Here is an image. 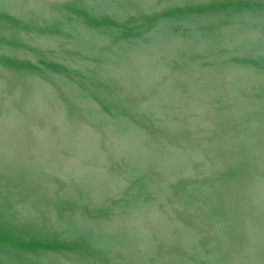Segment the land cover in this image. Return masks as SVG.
<instances>
[{
    "label": "water",
    "instance_id": "obj_1",
    "mask_svg": "<svg viewBox=\"0 0 264 264\" xmlns=\"http://www.w3.org/2000/svg\"><path fill=\"white\" fill-rule=\"evenodd\" d=\"M0 3V264H264V0Z\"/></svg>",
    "mask_w": 264,
    "mask_h": 264
},
{
    "label": "flooded vegetation",
    "instance_id": "obj_2",
    "mask_svg": "<svg viewBox=\"0 0 264 264\" xmlns=\"http://www.w3.org/2000/svg\"><path fill=\"white\" fill-rule=\"evenodd\" d=\"M32 3H33V5H35V3H34V2H32ZM1 5H3V3H0V6H1ZM32 8H33V7H32ZM0 13H2V12H0ZM1 21H3V20H1ZM15 21L17 22L18 20H15ZM15 21H12V22H15ZM101 21H103V20H101ZM21 22H23V21H21ZM18 23H20V22H18ZM18 23H17V24H18ZM3 86H5V83H4V85H3Z\"/></svg>",
    "mask_w": 264,
    "mask_h": 264
}]
</instances>
